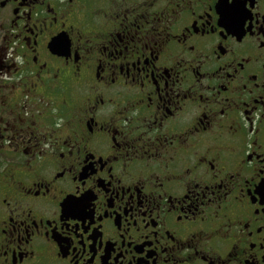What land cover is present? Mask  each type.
<instances>
[{
    "label": "flooded vegetation",
    "instance_id": "af4514ba",
    "mask_svg": "<svg viewBox=\"0 0 264 264\" xmlns=\"http://www.w3.org/2000/svg\"><path fill=\"white\" fill-rule=\"evenodd\" d=\"M229 4L0 0V264H264V0Z\"/></svg>",
    "mask_w": 264,
    "mask_h": 264
},
{
    "label": "snow or ice",
    "instance_id": "6c2138e0",
    "mask_svg": "<svg viewBox=\"0 0 264 264\" xmlns=\"http://www.w3.org/2000/svg\"><path fill=\"white\" fill-rule=\"evenodd\" d=\"M222 2H224L225 4H229V0H222ZM229 7H231V4H229ZM222 17H223V14H222ZM224 26H225V27H228L229 25H228L227 22H225ZM53 43H54L57 47H60V46L63 45L64 42H63V39H62V38L57 37V38L53 41ZM77 192H79V189H77Z\"/></svg>",
    "mask_w": 264,
    "mask_h": 264
}]
</instances>
